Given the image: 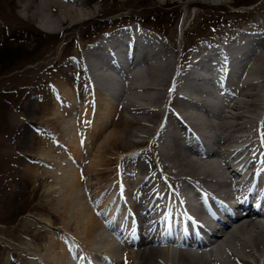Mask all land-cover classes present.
Segmentation results:
<instances>
[{
	"label": "bare ground",
	"instance_id": "obj_1",
	"mask_svg": "<svg viewBox=\"0 0 264 264\" xmlns=\"http://www.w3.org/2000/svg\"><path fill=\"white\" fill-rule=\"evenodd\" d=\"M71 1L82 3L43 0L62 10L37 15L45 30L90 19ZM131 15L113 14L126 23L78 50V85L60 82L44 107L55 131L40 129L38 159L23 168L45 180L67 241L46 257L21 241L16 264H264L262 36L242 28L205 41L182 71L168 49L187 14L170 42Z\"/></svg>",
	"mask_w": 264,
	"mask_h": 264
},
{
	"label": "rangeland",
	"instance_id": "obj_2",
	"mask_svg": "<svg viewBox=\"0 0 264 264\" xmlns=\"http://www.w3.org/2000/svg\"><path fill=\"white\" fill-rule=\"evenodd\" d=\"M184 1L82 0L79 4L71 1L76 11L82 9L83 15L88 11L90 19L80 26L77 23V26H64L69 29L60 33L58 29L64 27L50 26L45 30L37 15L54 19L62 10L45 7L43 0H0V46H10L7 53H0V264L18 263L19 255L10 248L19 246L21 241L37 245L36 253L46 257L44 248L50 242L63 245L67 238L57 227L59 217L54 218L56 223L51 217L58 215L57 209L52 213L46 204L42 186L45 180L33 183L31 174L23 167L38 159L40 129L46 127L55 131L42 112L46 104L54 102L53 96L62 88L60 82L68 81L71 87L79 83L80 73L73 62L78 50L91 44L98 34L126 23L125 19L115 18L113 14L129 12L137 19L143 18L145 28L162 41L169 39L178 17L187 14V26L176 28L175 42L168 49L169 54L176 53L177 65L182 71L192 61L197 47L242 28L262 36V42L255 48L260 50L264 45V0H198L189 5ZM177 5L179 8L175 12ZM81 15L69 17L68 22L76 21ZM132 24L144 29L135 20ZM11 55H15L13 59L7 57ZM254 58L250 57L245 65L246 71L250 63H258L259 57ZM35 167L42 168L36 164ZM28 224L32 225V230L22 232ZM34 233L35 239L31 237ZM30 259L29 263L33 264Z\"/></svg>",
	"mask_w": 264,
	"mask_h": 264
},
{
	"label": "trees",
	"instance_id": "obj_3",
	"mask_svg": "<svg viewBox=\"0 0 264 264\" xmlns=\"http://www.w3.org/2000/svg\"><path fill=\"white\" fill-rule=\"evenodd\" d=\"M141 16V15H140ZM142 17H144V16H142ZM143 19V18H142ZM12 49V48H11ZM10 50V46L7 48L6 46H4L3 44L0 46V53L2 54V55H4V53H7L8 51ZM0 54V55H1ZM10 55V54H9ZM14 56L15 55H11V56H7L9 59L11 58V57H13L14 58ZM13 58H11V59H13Z\"/></svg>",
	"mask_w": 264,
	"mask_h": 264
}]
</instances>
